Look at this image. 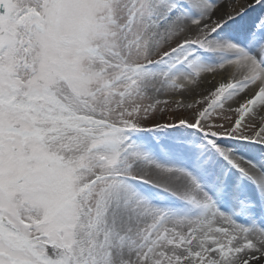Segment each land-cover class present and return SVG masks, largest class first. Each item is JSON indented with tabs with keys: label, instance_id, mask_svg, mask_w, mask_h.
I'll list each match as a JSON object with an SVG mask.
<instances>
[{
	"label": "snow or ice",
	"instance_id": "snow-or-ice-1",
	"mask_svg": "<svg viewBox=\"0 0 264 264\" xmlns=\"http://www.w3.org/2000/svg\"><path fill=\"white\" fill-rule=\"evenodd\" d=\"M0 264H264V0H0Z\"/></svg>",
	"mask_w": 264,
	"mask_h": 264
}]
</instances>
